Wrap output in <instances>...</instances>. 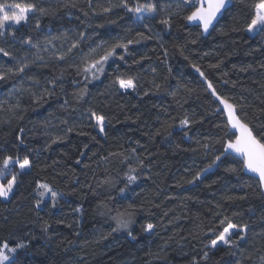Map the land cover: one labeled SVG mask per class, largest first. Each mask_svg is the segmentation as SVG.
I'll use <instances>...</instances> for the list:
<instances>
[{"label": "trees", "instance_id": "1", "mask_svg": "<svg viewBox=\"0 0 264 264\" xmlns=\"http://www.w3.org/2000/svg\"><path fill=\"white\" fill-rule=\"evenodd\" d=\"M151 2L155 13L134 14L121 0H0L36 9L0 36L10 54L0 53V161L31 162L24 172L12 165L17 183L0 197V244L25 245L5 264H264V192L226 153L235 136L196 71L264 132V31H247L258 0H231L207 37L187 25L194 8L183 0ZM128 40L98 78L83 71ZM117 77L133 78L135 89L122 90ZM89 110L105 117L103 132ZM38 183L56 200L41 197ZM117 211L131 213L127 228H117ZM225 217L248 227L235 229V244L211 248Z\"/></svg>", "mask_w": 264, "mask_h": 264}, {"label": "snow or ice", "instance_id": "2", "mask_svg": "<svg viewBox=\"0 0 264 264\" xmlns=\"http://www.w3.org/2000/svg\"><path fill=\"white\" fill-rule=\"evenodd\" d=\"M228 0H183V4L185 6H189L194 8L193 11H191L190 14H188L185 19L187 21L193 22L198 21L199 26L202 28L204 32H208L209 28L213 26V21L216 20L217 14L221 12L223 8H225ZM74 6V5H73ZM119 6H122L127 9L128 12L132 13H140L142 9L146 10L148 13L152 14L156 12V5L149 0L146 4H140L135 8H129L127 3L124 2V0H121V4ZM255 15L253 16L251 22L247 25V31L252 32L256 29H259L261 31H264V0H258V2L255 4ZM11 10V11H10ZM35 6L32 4H22V3H15V4H6V3H0V36H3L5 33L6 27H8V24L6 22H12L15 25H19L22 21L26 22L28 18V14L30 12H34ZM111 8H104V12L110 11ZM41 14H45V9L40 8L39 9ZM138 19H143V17H138ZM161 23L167 25L170 23V20L168 18L163 19L160 21ZM13 33L9 32V35H12ZM138 36L141 38H147L144 37L143 33H137ZM83 36V34H81ZM67 37H65L66 39ZM138 42V41H136ZM23 43L25 44H31V40L27 39L24 40ZM134 43L132 40H128L127 43H123L120 41H117L116 43H113L110 47H108L106 50L103 51L101 55H99L98 58L92 59L90 63L86 62V66L84 67V72H92L93 78H98L96 75L97 73H102L104 71V65L109 60L110 57H113L116 54L117 48H122L127 52L128 45ZM33 47H36V45H32ZM78 47V44H73L69 49L68 52L70 53L73 48ZM100 45H97V48H99ZM96 49H90V52L88 55H91L92 53H95ZM0 53H3L5 56L10 55L8 52H6L3 48H0ZM65 56L59 57V59H64ZM124 57L121 56L120 59H123ZM28 65L24 64L22 65L17 71L19 73L24 72L25 68H27ZM196 71L200 73L201 77L205 78V82L207 83L208 90L211 91L212 96H214L217 100H219L220 104L223 105V110L227 115L228 125L230 126V129H235V132L233 135L235 136V139L229 138L225 144V151L228 152V150H231V153H235L236 156L242 158L243 161V169L247 170L248 172H251L255 174L256 177H258L259 185L260 187L264 188V132L261 133H255L254 129L249 125V123L244 122L241 120V118L236 113V106L232 103H230L228 100L222 98L219 96L216 92V89L211 81H208L207 78L204 76V73L200 70L199 67H196ZM3 76H0V79H3ZM116 83H118L119 87L121 89H135L136 85L134 83V79L129 77L127 79H123L120 77H117ZM86 92V89H81L77 95L79 97H83ZM91 119H94L96 122V125L100 127V131L103 132V125L105 121V117L103 115H97L94 111H91ZM189 120L185 118L183 121H181V124L185 127L188 126ZM71 130V129H70ZM21 132H23V129H21ZM18 140H20L21 143H23V140L20 139V137H17ZM55 142V141H54ZM229 153V154H231ZM220 157H217V160H219ZM18 165V167L21 170L27 169L31 167V162L27 156L23 158V160H20L19 158H16L15 160L11 156H6L2 161H0V176H3L5 174V169L9 168L12 164ZM234 171L235 169H231ZM131 171H135L132 169ZM137 179L134 175H128L127 180L128 183H133ZM196 179H199V174L197 175ZM17 183V177L14 174L11 179H8L7 183H0V197L7 198L9 194L14 190V187ZM37 188L41 189L38 194L43 197L45 193H51L53 201L56 200L57 193L54 192L51 187L46 183H38ZM121 192L124 191V189L120 190ZM39 203V201H37ZM131 216V213L128 212H120L117 211V214L113 219L116 220L117 228H127L129 224L128 217ZM221 225H226L223 227V230L215 237V239H212L210 241V247L216 248L218 246V243H223L225 245H233L235 244V241L229 239V237L235 233L231 232L230 230L236 229L239 227L240 232H244L245 229H247L248 225H236L234 224L230 219L227 217L222 220ZM153 228L152 224H148L145 228V231H149ZM116 229H114L115 231ZM211 231V230H210ZM131 235V233H129ZM246 237L240 236V239L243 240ZM23 249L25 248V245L23 243H19L16 245V247H10L8 242L5 241L2 244H0V264H4L5 261H8L10 259L9 253H15L17 249ZM208 253L205 252L204 259H207ZM264 259V258H262ZM193 264H196L195 261H193Z\"/></svg>", "mask_w": 264, "mask_h": 264}, {"label": "water", "instance_id": "3", "mask_svg": "<svg viewBox=\"0 0 264 264\" xmlns=\"http://www.w3.org/2000/svg\"><path fill=\"white\" fill-rule=\"evenodd\" d=\"M230 6H231V0H228V2H227V4H226L225 8H223V9L221 10V12L217 14V18H216V20L213 21V26H211V27L209 28L208 32H204V31L202 30V28L199 26V22H198V21H193V22L187 21V25H188V26L199 27V28L201 29V32H202L203 37H207L208 34L212 31V29L216 26V24L218 23V21L222 18L224 12H225L226 10H228V8H230ZM221 111H222V113H223V115H224V118H225V120H226V122H227V125H228L227 115H226V113H225L224 110H223V105H222V104H221ZM228 127H229L230 132L233 134V133L235 132V129H230V126H229V125H228ZM226 153H227V154L231 153V150H228V152H226ZM229 155H231V156H233V157H235V158H237V159H239V160H242V158L236 156L235 153H231V154H229ZM243 171H244V173H245L247 176L252 177V178H254L255 180L258 181V177H256L255 174H253V173H251V172H248L247 170H244V169H243ZM258 182H259V181H258ZM261 189H262V191L264 192V188L261 187Z\"/></svg>", "mask_w": 264, "mask_h": 264}, {"label": "rangeland", "instance_id": "4", "mask_svg": "<svg viewBox=\"0 0 264 264\" xmlns=\"http://www.w3.org/2000/svg\"><path fill=\"white\" fill-rule=\"evenodd\" d=\"M11 11V10H10ZM31 14V12L28 14V16ZM143 16H145L146 15V12H144L143 14H142ZM7 24H8V27H6V29H5V32L8 30V29H10V28H18L20 25H22V24H25L26 22H24V21H22L19 25H15V24H13L12 22H6ZM258 31H260L259 29H256V30H254V31H252V32H250V34H255V33H257ZM5 34V33H4ZM122 90H124V91H129V90H131V89H127V90H125V89H122ZM14 164V163H13ZM12 164V165H13ZM12 165H10L9 166V168H7V169H5V174L3 175V176H0V183H4V184H6L7 183V181H8V179H11V177L13 176V173H12ZM16 167H17V170H18V172H24V171H28L29 170V168H27V169H24V170H21L19 167H18V165H16ZM12 193V192H11ZM10 193V194H11ZM10 194H9V196H10ZM9 196L7 197V198H2L1 197V199H3V200H7L8 198H9ZM231 232H235V229H233V230H230ZM232 236V235H231ZM231 236L229 237V239L231 238ZM218 246H227V245H225V244H223V243H218ZM13 253H9L8 255H9V257H11V255H12ZM7 261H5L4 262V264L6 263Z\"/></svg>", "mask_w": 264, "mask_h": 264}]
</instances>
